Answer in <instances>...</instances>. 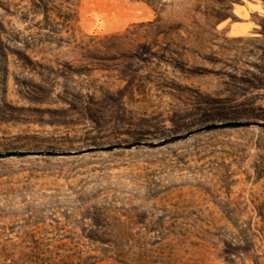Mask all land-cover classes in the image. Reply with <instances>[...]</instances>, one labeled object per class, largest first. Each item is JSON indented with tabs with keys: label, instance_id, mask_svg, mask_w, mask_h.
I'll use <instances>...</instances> for the list:
<instances>
[{
	"label": "rangeland",
	"instance_id": "1",
	"mask_svg": "<svg viewBox=\"0 0 264 264\" xmlns=\"http://www.w3.org/2000/svg\"><path fill=\"white\" fill-rule=\"evenodd\" d=\"M123 233L264 264V0H0V264H132Z\"/></svg>",
	"mask_w": 264,
	"mask_h": 264
},
{
	"label": "trees",
	"instance_id": "2",
	"mask_svg": "<svg viewBox=\"0 0 264 264\" xmlns=\"http://www.w3.org/2000/svg\"><path fill=\"white\" fill-rule=\"evenodd\" d=\"M93 226L94 229L92 230L94 236L92 239H96L98 237V234L100 232H104V234H108L105 230V225H103V223H101L100 219L98 218H94L93 221ZM108 226V225H107ZM112 236V233H111ZM108 240V241H105ZM99 239L98 241H100L101 243H106L108 244V247L100 249L103 253H108V252H112L114 253L116 256V259H126V260H130L132 262V264H166L165 261H151L150 259H148V257L142 256L140 254H135L131 255L129 253V250H125L123 249V245H129L131 244V242L133 243L132 240H134L130 235H127L126 233H123V235L121 234V237L119 239ZM132 246H137L136 243H133Z\"/></svg>",
	"mask_w": 264,
	"mask_h": 264
}]
</instances>
